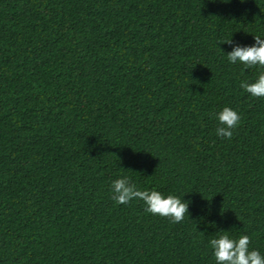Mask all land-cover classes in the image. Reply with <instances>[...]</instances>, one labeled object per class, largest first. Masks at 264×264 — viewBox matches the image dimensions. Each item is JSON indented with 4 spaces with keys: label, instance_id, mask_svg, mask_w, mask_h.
I'll use <instances>...</instances> for the list:
<instances>
[{
    "label": "trees",
    "instance_id": "16d2710c",
    "mask_svg": "<svg viewBox=\"0 0 264 264\" xmlns=\"http://www.w3.org/2000/svg\"><path fill=\"white\" fill-rule=\"evenodd\" d=\"M255 36L264 0H0V264H216L222 232L264 256V69L227 58ZM123 177L189 216L117 204Z\"/></svg>",
    "mask_w": 264,
    "mask_h": 264
},
{
    "label": "clouds",
    "instance_id": "9594fccd",
    "mask_svg": "<svg viewBox=\"0 0 264 264\" xmlns=\"http://www.w3.org/2000/svg\"><path fill=\"white\" fill-rule=\"evenodd\" d=\"M232 44V40L228 42ZM231 64L240 62L245 68L259 66L264 69V39L255 36L254 46H235L233 51L227 54ZM240 87L253 97L264 99V73L258 76L254 83L242 82ZM219 127L216 135L221 139L231 140L234 130L241 123V116L230 107H225L216 114ZM112 199L120 205L131 203L139 199L146 205L145 211L154 216L167 218L171 223L183 222L186 215L189 216V204L174 195L163 196L158 191H141L131 182L129 177H123L112 183ZM218 238L210 240L216 264H264V256L259 251L251 250V239L247 235L239 239L230 238L228 232H222Z\"/></svg>",
    "mask_w": 264,
    "mask_h": 264
}]
</instances>
